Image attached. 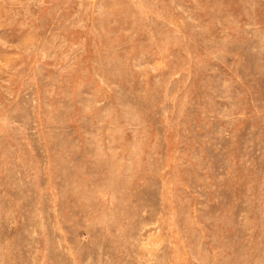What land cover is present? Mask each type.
<instances>
[{"label":"rangeland","instance_id":"1","mask_svg":"<svg viewBox=\"0 0 264 264\" xmlns=\"http://www.w3.org/2000/svg\"><path fill=\"white\" fill-rule=\"evenodd\" d=\"M0 264H264V0H0Z\"/></svg>","mask_w":264,"mask_h":264}]
</instances>
